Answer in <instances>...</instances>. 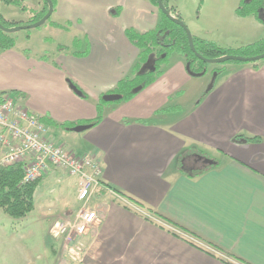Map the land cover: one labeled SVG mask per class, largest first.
I'll list each match as a JSON object with an SVG mask.
<instances>
[{"label": "crops", "instance_id": "1", "mask_svg": "<svg viewBox=\"0 0 264 264\" xmlns=\"http://www.w3.org/2000/svg\"><path fill=\"white\" fill-rule=\"evenodd\" d=\"M240 2L205 12L204 1L192 34L226 48L261 40L264 25L238 16ZM26 4L44 7L42 0ZM170 5L187 19L181 0ZM0 13L23 22L28 12L0 2ZM160 20L151 0H58L50 21L68 27L58 29L80 47L49 56L30 50L33 35L17 36L13 49L0 52V97L11 93L31 114L57 124L92 120L100 98L140 61L127 29L145 33ZM173 63L131 100L106 105L98 125L52 128L68 149L93 152L102 163L88 205L98 219L76 244L50 233L84 207L79 179L52 168L27 217L14 219L0 207V264H264V60L228 65L208 90L211 80L192 76L186 58ZM191 83L198 89L187 103ZM168 107L178 109L159 112Z\"/></svg>", "mask_w": 264, "mask_h": 264}, {"label": "trees", "instance_id": "2", "mask_svg": "<svg viewBox=\"0 0 264 264\" xmlns=\"http://www.w3.org/2000/svg\"><path fill=\"white\" fill-rule=\"evenodd\" d=\"M26 1L27 0H0V2L6 5H16L23 11L33 13V19L29 23H35L41 20L49 11V4L47 0H42L44 7L40 11L29 8ZM52 1L56 9L58 0ZM151 2L156 7L159 6L158 0H151ZM163 3L172 15L183 20L181 14L170 5V0H163ZM159 11L161 20L155 29L145 33H139L134 29H127L126 31L129 40L141 50V53L140 61L133 68V75L121 80L116 89L111 92L122 96L120 100H117L118 103L131 100L141 90L154 83L157 77L163 73V70H160L161 64L159 62L167 59L172 51H178L186 58L187 68L192 76L199 77L204 75L206 72V62L197 57L192 50L186 29L174 22L160 9ZM236 13L241 17L253 16L264 25V0H241ZM0 20L2 24L8 28L24 25L23 22L7 20L1 13ZM49 22L57 28L65 30L68 28L57 23H52L50 19ZM29 37L30 34L27 35V38ZM17 38L18 37L15 33H8L0 28V52L13 49L17 44ZM193 39L197 51L205 58L209 59L229 54L253 57L264 53V37L255 43L244 45L239 48L222 47L215 41L202 39L194 35ZM74 44L76 47H80L81 42L79 39H75ZM66 49H68L67 46H59V50ZM75 54L86 55L87 51ZM154 54L156 55V59L153 67L148 70L144 69V65L148 63L149 59ZM231 62L243 63L242 61L236 60ZM78 89L80 88L78 87ZM79 96L83 98L88 97L83 91ZM103 96L100 98L97 105V117L92 120H87L81 123L57 124L49 119L40 118L41 122L51 128H62L70 131H73L78 125H89L90 128L94 127L103 120L104 107L112 102H115L105 101ZM1 101L2 99L0 97V102ZM172 110H176V108L168 107L160 110L159 112H170ZM237 138H244V140L250 142H259L261 140L260 137L255 136H238ZM215 164L218 163L215 162ZM201 172L202 171H196L195 174H200ZM42 180L43 177H38L33 180L25 181V167L22 163H14L11 165L0 164V207L6 214L14 219L19 220L27 217L35 209L36 195L40 190Z\"/></svg>", "mask_w": 264, "mask_h": 264}, {"label": "built area", "instance_id": "3", "mask_svg": "<svg viewBox=\"0 0 264 264\" xmlns=\"http://www.w3.org/2000/svg\"><path fill=\"white\" fill-rule=\"evenodd\" d=\"M0 102V164L22 163L25 181L43 177L52 168L79 179L78 199L84 207L50 230L66 244H76L98 219L96 210L88 207L100 185L102 163L93 153L79 155L68 149L40 117L31 114L11 93Z\"/></svg>", "mask_w": 264, "mask_h": 264}, {"label": "rangeland", "instance_id": "4", "mask_svg": "<svg viewBox=\"0 0 264 264\" xmlns=\"http://www.w3.org/2000/svg\"><path fill=\"white\" fill-rule=\"evenodd\" d=\"M204 1L206 0H181L183 12L186 16L187 19L183 18V21L185 22L186 26L190 30V32H193L192 26L195 22L198 23L200 21V17L202 13H204V8L203 4ZM232 0H207V6H205V12L211 11L212 9L220 10V11H226L228 10V3H231ZM233 4V3H232ZM231 4V7H232ZM203 8V9H202ZM34 14L28 12L26 14V17L23 19L24 25L31 24L29 23L33 19ZM26 23V24H25ZM18 37L21 39H27V35H33V39L30 41V45L28 44L30 50L32 52H38V53H45L48 54L49 56H52L53 53L59 49L60 45L67 46L69 48H74V35L69 34L67 32H63L62 30L53 27L50 22L45 23L44 25L37 27V28H32V29H25L21 30L19 32L15 33ZM193 35V34H192ZM25 41V40H24ZM27 41V40H26ZM184 57L180 52L178 51H172L168 58L165 60H161L159 63L160 65V70H164L166 66H169L170 64H174V60L176 58ZM185 58V57H184ZM243 63H249V62H243ZM230 64H242L240 62H226V63H208L206 62V72L204 75L199 76V77H205L204 81L210 79L211 82L207 86V90L211 87L213 82H215L216 78L221 75L224 71V68L227 67ZM219 73V74H218ZM202 81V80H201ZM78 86V85H77ZM189 87V88H188ZM188 89V96L185 98L187 103H190V100L194 97L196 94V89H198V84L197 83H191L186 87ZM88 94V93H86ZM118 102H112L108 105H114L117 104ZM178 103V101H175L173 104ZM178 108H176L177 110ZM175 111V110H174ZM53 133L57 139H60V135H56L58 131L53 130ZM66 140V143L70 147H74V144L69 140V139H64ZM65 177L68 174H63ZM71 182V181H70ZM42 187V184L40 185V189ZM40 191V190H39ZM54 191V190H53ZM55 193L54 196L57 199V195L61 193V188L58 186L56 190L54 191ZM67 195H70L71 197L75 196V190L74 188H71V193H67ZM66 195V196H67ZM54 200V199H53ZM78 207L83 205V202L80 201L78 203ZM0 252H2L0 250ZM1 255V253H0ZM2 263V262H1Z\"/></svg>", "mask_w": 264, "mask_h": 264}, {"label": "water", "instance_id": "5", "mask_svg": "<svg viewBox=\"0 0 264 264\" xmlns=\"http://www.w3.org/2000/svg\"><path fill=\"white\" fill-rule=\"evenodd\" d=\"M47 2L49 4V11L41 20H39L35 23L28 24V25H20V26H16V27H12V28L5 27L0 20V28L3 29L4 31L8 32V33H16V32H19L21 30L37 28V27L44 25L51 18V16L54 13V10H55L53 1L47 0ZM158 3H159L158 7L161 11H163L166 15H168L174 22L178 23L179 25H181L182 27H184L186 29L192 50L197 55V57L204 60L205 62H208V63H226V62L235 61V60L236 61H242V62H258V61L264 60V53L257 55V56H253V57H245V56H241V55L229 54V55H225V56L214 58V59L205 58L203 55H201L197 51V49L195 47L193 35L190 32V30L188 29V27L186 26L185 22L182 19L172 15L169 12V10L165 7L163 0H158ZM70 84H71L72 89L78 95L82 94V91L80 89H78V87L74 83H70ZM103 98L105 101L112 102V101L120 100L122 98V96L119 94H116V93H108V94H105L103 96ZM88 128H90L89 125H78L74 130L82 131V130H86Z\"/></svg>", "mask_w": 264, "mask_h": 264}]
</instances>
